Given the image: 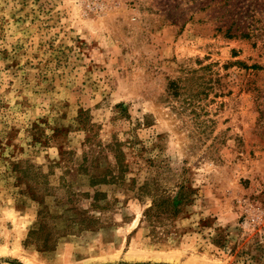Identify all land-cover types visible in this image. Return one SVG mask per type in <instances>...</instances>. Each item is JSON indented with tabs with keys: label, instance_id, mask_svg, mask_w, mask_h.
I'll use <instances>...</instances> for the list:
<instances>
[{
	"label": "rangeland",
	"instance_id": "rangeland-1",
	"mask_svg": "<svg viewBox=\"0 0 264 264\" xmlns=\"http://www.w3.org/2000/svg\"><path fill=\"white\" fill-rule=\"evenodd\" d=\"M0 264H264V0H0Z\"/></svg>",
	"mask_w": 264,
	"mask_h": 264
},
{
	"label": "trees",
	"instance_id": "trees-1",
	"mask_svg": "<svg viewBox=\"0 0 264 264\" xmlns=\"http://www.w3.org/2000/svg\"><path fill=\"white\" fill-rule=\"evenodd\" d=\"M230 29H231V28H229L228 31H229ZM228 31H227V32H228ZM229 37H231V35H229Z\"/></svg>",
	"mask_w": 264,
	"mask_h": 264
}]
</instances>
